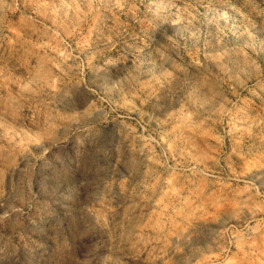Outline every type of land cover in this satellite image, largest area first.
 I'll return each mask as SVG.
<instances>
[{
    "label": "rangeland",
    "instance_id": "obj_1",
    "mask_svg": "<svg viewBox=\"0 0 264 264\" xmlns=\"http://www.w3.org/2000/svg\"><path fill=\"white\" fill-rule=\"evenodd\" d=\"M0 264H264V0H0Z\"/></svg>",
    "mask_w": 264,
    "mask_h": 264
}]
</instances>
